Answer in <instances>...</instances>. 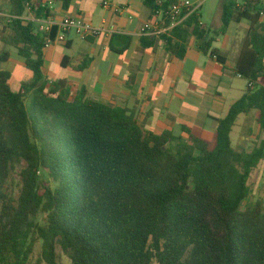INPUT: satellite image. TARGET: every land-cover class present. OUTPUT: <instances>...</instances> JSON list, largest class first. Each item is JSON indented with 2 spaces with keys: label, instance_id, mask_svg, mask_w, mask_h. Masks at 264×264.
Here are the masks:
<instances>
[{
  "label": "trees",
  "instance_id": "obj_1",
  "mask_svg": "<svg viewBox=\"0 0 264 264\" xmlns=\"http://www.w3.org/2000/svg\"><path fill=\"white\" fill-rule=\"evenodd\" d=\"M4 1L11 20L0 41L33 77L14 91L11 73L0 70V264H57L58 248L71 264H264V205L242 210L264 141L248 153L231 139L239 117L252 110L264 132L261 0L223 7V30L233 21L251 23L236 73L252 87L218 120L213 142L188 127L187 137L146 133L136 115L92 98L87 88L73 94L67 81H49L43 72L49 35L24 19L34 0ZM72 1L64 0L65 10ZM144 3L156 9V0ZM32 10L38 19L50 14L39 2ZM171 36L164 38L181 50L180 59L195 37L204 54L225 63L198 13ZM10 56L5 52L0 61ZM23 164L15 199L5 189ZM212 213L221 234L208 220ZM38 244L41 255L33 261Z\"/></svg>",
  "mask_w": 264,
  "mask_h": 264
},
{
  "label": "crops",
  "instance_id": "obj_2",
  "mask_svg": "<svg viewBox=\"0 0 264 264\" xmlns=\"http://www.w3.org/2000/svg\"><path fill=\"white\" fill-rule=\"evenodd\" d=\"M35 2L49 9V17L40 22L58 24L66 18H78L110 30L89 40L72 32L66 44L46 47L43 72L49 81H67L73 94L87 88L92 98L136 115L146 133L170 132L177 137H187L183 127H188L193 134L213 142L218 120L227 116L230 107L249 88L250 82L236 73V66L251 23L233 21L223 30L225 5L212 29L203 21L202 7L198 11L201 26L208 31L207 40L214 41L212 49L218 51L225 62L222 64L210 54H204L195 37L189 39L184 57L180 59L181 50L169 46L164 38L172 37L171 31L159 37L144 35L143 24L152 14L144 0H114V5L122 9L120 13L104 9L100 0H73L67 10L63 7L64 0H34L33 5ZM261 4L264 6V0ZM9 16V5L0 0V37ZM24 19L39 28L33 10L28 11ZM220 32L222 34H218ZM125 38L130 39L126 48ZM177 42L174 40V44ZM6 48L0 41V55L5 52L11 55L7 62H2L4 66H0V70L11 73L10 81L14 77L15 82L25 77L14 90L18 91L23 83L32 79L33 73L15 49ZM234 132L239 137L237 148L233 146L237 151L250 153L264 141L255 110L239 117L231 139ZM249 185L251 195L245 202L247 206L257 201L264 205V159L252 172Z\"/></svg>",
  "mask_w": 264,
  "mask_h": 264
},
{
  "label": "built area",
  "instance_id": "obj_3",
  "mask_svg": "<svg viewBox=\"0 0 264 264\" xmlns=\"http://www.w3.org/2000/svg\"><path fill=\"white\" fill-rule=\"evenodd\" d=\"M104 9L113 10L116 13L122 12V9L114 5V0H100ZM167 1L160 0L156 3V9L152 12L150 18L143 24L141 32L144 35L159 37L168 31H172L175 27L182 24L192 14L198 13L201 5L194 4L189 0H176L169 5ZM33 2L26 4L27 11L32 12ZM264 18V14H262ZM8 22L11 20L9 16ZM28 21V19H25ZM45 19H37L39 25L38 31L49 35L46 39V47L55 44H66L69 33H75L83 40L97 38L103 34L110 33L106 27H95L85 20L78 18H66L58 24L40 22ZM39 21V22H38ZM56 28L57 32L54 38L50 35L53 29ZM252 87V83L249 84Z\"/></svg>",
  "mask_w": 264,
  "mask_h": 264
},
{
  "label": "rangeland",
  "instance_id": "obj_4",
  "mask_svg": "<svg viewBox=\"0 0 264 264\" xmlns=\"http://www.w3.org/2000/svg\"><path fill=\"white\" fill-rule=\"evenodd\" d=\"M190 2L201 5L202 7V14H203V21L207 24L208 28L212 29L214 24L219 20L220 10L221 7L229 4L231 2H236L237 4H244L246 0H189ZM6 49H10L8 46ZM11 50V49H10ZM0 66H4L1 62ZM14 73V71H13ZM20 77L18 81L15 82V77L10 81V86L13 90L18 88V83L21 80ZM26 80V79H23ZM239 137L236 132L232 135L233 146L237 148ZM25 164L16 168V170L12 173L11 178L9 179L7 186H6V193L9 194L11 197L17 199L20 195L21 188H22V179H21V171L25 168ZM1 205V204H0ZM247 204L244 203L242 210L247 208ZM41 220L44 221L45 217H41ZM208 220L212 223L216 233L221 234V224L219 216L216 213H212L211 216L208 217ZM41 255V247L40 244L37 245L35 254L33 256V261L39 258ZM58 260L57 264H71L69 258L63 253V251L58 248L57 250Z\"/></svg>",
  "mask_w": 264,
  "mask_h": 264
}]
</instances>
